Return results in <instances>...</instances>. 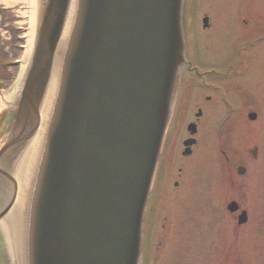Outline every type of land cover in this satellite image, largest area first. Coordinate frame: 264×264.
<instances>
[{
  "label": "water",
  "instance_id": "1",
  "mask_svg": "<svg viewBox=\"0 0 264 264\" xmlns=\"http://www.w3.org/2000/svg\"><path fill=\"white\" fill-rule=\"evenodd\" d=\"M69 3L48 0L39 15L22 94L29 115L63 52L26 264H138L146 197L184 59L181 0H79L59 50Z\"/></svg>",
  "mask_w": 264,
  "mask_h": 264
},
{
  "label": "rangeland",
  "instance_id": "2",
  "mask_svg": "<svg viewBox=\"0 0 264 264\" xmlns=\"http://www.w3.org/2000/svg\"><path fill=\"white\" fill-rule=\"evenodd\" d=\"M13 1V0H12ZM18 0H15L16 3ZM207 4L210 6V22L212 23V30L210 31H204L201 30V25H198L197 32L198 34L195 35V39L197 41L200 40L199 45L203 48H207V44H211V52L213 55H216L217 52H219L220 55H226L227 54V44L228 42H232V38L235 36V33L239 32V30L243 27V23L240 21V14L241 10H246V5L248 4L249 8H253L252 14H258L263 15L264 18V0H206ZM205 0H201V3H204ZM3 3V2H0ZM11 3V7L5 8L4 10L0 9V61L4 59H14L18 57V51H14L10 46H12V43L15 42L14 37L16 35L15 29L18 26H23L24 18L22 17L21 9L19 8L21 3L20 1L16 4ZM4 5V3H3ZM2 7L4 8V6ZM0 6V8H2ZM202 8H206L205 4L201 5ZM200 8V7H198ZM198 8L196 11L198 12ZM198 16V15H197ZM246 20V19H244ZM250 22V21H249ZM264 25V23H263ZM247 31L245 32H251L253 29L251 27H246ZM201 30V31H200ZM261 30V29H260ZM255 35V34H253ZM242 36L238 35L237 39ZM3 44V46H2ZM4 48V50L2 49ZM208 49V48H207ZM203 51V50H202ZM209 51V50H208ZM209 51V52H210ZM228 56V55H226ZM212 60H206V58L201 57L200 63H202L203 66L206 67H215L219 63L222 64L223 61L220 62L219 58H211ZM199 60V56H198ZM255 73L258 74L259 77V90H252L251 91V103H258L261 107L264 108V55H260L259 57V64L255 68ZM11 71L5 72L0 76L5 77L7 80V86L12 85V79L11 77ZM256 76V75H255ZM257 77V76H256ZM9 79V80H8ZM239 90L234 89V98L237 100V95ZM263 98V99H261ZM184 100V99H183ZM182 100V101H183ZM186 100V99H185ZM190 103V102H188ZM192 108H190V112L187 114V120L191 118ZM179 127V124H177ZM206 135V134H205ZM207 137V135H206ZM229 137V136H228ZM230 136V140H231ZM226 140V138L224 137ZM208 141L211 142V138L208 134ZM229 140V142H230ZM224 151L226 150V153H223V163H226L227 165V172L231 174L232 176V182L229 184H226L225 182H222L220 180H217L219 189L221 190V196H220V203L221 205L223 203L228 202L229 200L237 201L242 208L246 209L248 213L253 215V212H256L254 217L251 216V220L249 224H247L246 227L242 226L235 229L234 222L232 221L231 217L225 216V221H221V226L219 228V232H217L218 235V241L216 243L218 254L215 255V252H212L215 258L211 259V263H215L216 261H221V264H264V212H263V205L259 207V205L256 207V204L259 202V199H252L255 194L252 193L251 187L252 184L246 182V179H239L235 176V174L232 172L234 171L235 166L237 163H242V161H237L238 159H241V154L246 159L248 156L247 149L245 147L247 140L244 141V145L242 147H239L234 152L229 148V142L222 141ZM213 144V142H212ZM235 144V143H231ZM207 147V145H206ZM205 147V148H206ZM241 154H240V152ZM204 152V151H203ZM212 152H210V155ZM215 161V163H218V161H221L218 156H216L214 153L208 158ZM225 161V162H224ZM209 162H212V160H209ZM250 162V161H249ZM220 163V162H219ZM246 165L248 167V172L250 174V170H253V167H250V163L246 162ZM216 170V169H214ZM209 170L206 171V176L208 177ZM214 175H218V169L217 172H214ZM248 177V176H247ZM207 178H204L202 180V183L206 181ZM203 186H200L199 189L196 188L192 190L190 193L185 194L183 199H194L193 203V211H190L186 209V207H189V205H186L185 207H182L184 209L180 210L179 212L177 209H181L180 206H177V203L180 204L178 201L173 200L172 206H170V209L164 214H171V217H173V213L181 214L177 220H180L179 224L177 225L178 232L180 234H184V237L191 238L193 236L194 230L191 229L190 231L185 233V230L187 229L189 224H195L199 225L198 230V236L197 234L194 236L193 240L189 242L190 248L189 250L184 249L183 252L176 253L169 257L168 259H163V264H200V261L198 257L206 251V246L204 242L201 241V247H195L193 241L197 238H203L205 234L203 233V230L209 228L211 224H213L216 220L215 210L211 211L214 215H211V219L209 217V211L204 210V202L203 197L200 199V191ZM206 187L208 185L206 184ZM260 187V186H259ZM205 190V188H204ZM196 192L199 194V199H195ZM259 192H262V188L259 189ZM164 200V199H160ZM170 201V199H169ZM207 203V202H206ZM256 207V209H254ZM161 210V206L158 212ZM192 210V208H191ZM203 215H201L202 212ZM217 214V212H216ZM186 215L189 217L186 218ZM218 215V214H217ZM164 219V216L161 215L158 218L157 221V230L154 231L151 241L153 244L151 245L150 254L149 257V263L147 261V264H150L154 257L157 256V251L160 249L158 239H163V233L167 231V228L165 227V222H162ZM217 224L213 225V228H215ZM176 230V232H177ZM201 230V231H200ZM200 231V232H199ZM250 231V232H249ZM209 232V230H208ZM207 235V232H206ZM154 240V241H153ZM255 240L256 244H253V241ZM185 244H187V241H185ZM235 249L237 250V254L235 253ZM214 250V248H213ZM151 259V262H150ZM154 264H159V262H154Z\"/></svg>",
  "mask_w": 264,
  "mask_h": 264
},
{
  "label": "flooded vegetation",
  "instance_id": "3",
  "mask_svg": "<svg viewBox=\"0 0 264 264\" xmlns=\"http://www.w3.org/2000/svg\"><path fill=\"white\" fill-rule=\"evenodd\" d=\"M220 88L219 84H210L203 87L202 90L200 88H197L199 90L191 89L186 95V100L182 101L176 113L177 120L180 119L181 121L178 123L179 127L176 125L172 130L166 153L163 175L164 181L162 184L164 191L168 190L172 182L170 179H175L172 182V187L174 190H177L178 181L184 182L186 176L184 173V167H187L188 163L186 160H189L195 153L197 154L205 142V135L202 136V134L205 131L206 133H210L213 122L217 127H220L223 118L220 114L221 95L218 93V96L217 94V90H220ZM190 108H192L191 118L187 120V114L190 112ZM198 111L200 112V116L197 117L196 114ZM190 123H193L196 127L195 134L192 136L193 138L187 132V126ZM203 126L205 130L202 132ZM190 140H193L194 143L187 148L190 150L189 155L184 156L182 153L184 150V142Z\"/></svg>",
  "mask_w": 264,
  "mask_h": 264
},
{
  "label": "bare ground",
  "instance_id": "4",
  "mask_svg": "<svg viewBox=\"0 0 264 264\" xmlns=\"http://www.w3.org/2000/svg\"><path fill=\"white\" fill-rule=\"evenodd\" d=\"M5 1V0H4ZM28 0H24V3L25 5L23 7H26L28 5L27 3ZM6 3H8L7 1H5ZM78 6H79V0H71V3H70V6H69V12H70V16L69 18H67V22L66 23V26H65V29H64V33L62 35V39L60 41V45H59V50L63 47L64 45V39L66 38L67 34L70 35L71 34V30L73 29V25H71V22H74L76 20V18L78 19L79 18V15H78ZM23 16L25 17L26 16V12L23 13ZM30 43V46H31V42L29 41ZM58 55H56V58H57ZM58 63L54 61L53 63V67H52V72H51V87L48 89L47 93H46V96H45V99H44V105H43V108H42V111H41V114H42V117L45 118V121L48 120V118H50L51 116V111H50V108L49 107V104L51 102V100L53 99V95H54V91H55V86H56V83H57V77H58ZM247 76V74L245 75V77ZM21 76L18 77V79H20ZM15 84L19 87L20 85V81H16ZM233 117H231L230 121L232 120ZM229 121V122H230ZM36 142L38 143V137L35 138ZM33 160V154H30V157H29V160L28 162L30 163L31 161Z\"/></svg>",
  "mask_w": 264,
  "mask_h": 264
}]
</instances>
